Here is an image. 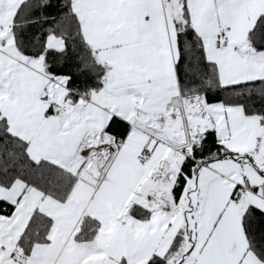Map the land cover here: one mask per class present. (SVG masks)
I'll list each match as a JSON object with an SVG mask.
<instances>
[{
    "label": "snow or ice",
    "instance_id": "obj_1",
    "mask_svg": "<svg viewBox=\"0 0 264 264\" xmlns=\"http://www.w3.org/2000/svg\"><path fill=\"white\" fill-rule=\"evenodd\" d=\"M0 264H264V0H0Z\"/></svg>",
    "mask_w": 264,
    "mask_h": 264
}]
</instances>
